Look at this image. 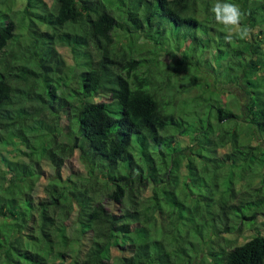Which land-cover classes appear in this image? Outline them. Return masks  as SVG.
Masks as SVG:
<instances>
[{"label":"trees","instance_id":"obj_1","mask_svg":"<svg viewBox=\"0 0 264 264\" xmlns=\"http://www.w3.org/2000/svg\"><path fill=\"white\" fill-rule=\"evenodd\" d=\"M40 1L0 0V264H264V0Z\"/></svg>","mask_w":264,"mask_h":264},{"label":"rangeland","instance_id":"obj_2","mask_svg":"<svg viewBox=\"0 0 264 264\" xmlns=\"http://www.w3.org/2000/svg\"><path fill=\"white\" fill-rule=\"evenodd\" d=\"M44 1H51V0H44ZM25 0H20V4L21 3H24ZM37 4L33 7V8H43V3H41L40 0H36ZM198 0H189V8H188V12H191V13H196L197 11V3ZM234 4V3H233ZM236 4V3H235ZM237 5V4H236ZM240 9V7H239ZM113 12H117V8L113 7ZM183 29H186V27L184 26ZM185 32V30H184ZM200 37V36H199ZM259 39L256 43H255V46L257 49L261 50L263 47H264V33L263 34H259L258 35ZM200 41L199 43L201 44H204L206 43V40L203 38V37H200L199 38ZM157 49V47H155ZM61 50V53L63 54L66 62L69 64V65H72L74 63L73 61V58H72V55H71V52L66 48V47H61L60 48ZM253 58V57H252ZM255 60H258L260 57H257V56H254ZM222 61V60H221ZM215 63V60L212 62V64L208 67H205L207 73H205V80L209 81V85L210 86H215V85H219L218 87L220 88V90H222V93L223 92H226V89L228 88H225V89H222L223 85H228V84H221V83H229L227 82V77H226V74L225 72H219V70L221 68H219ZM222 66H224L223 62H222ZM205 80H203L202 83L205 82ZM222 86V87H221ZM207 86L204 85V88H206ZM227 87V86H226ZM245 85L242 84L241 87L239 86H235V85H231V90L234 92V93H237L238 96H242L243 99H241L240 97V101L243 103V101H245V98L247 99L248 97V94L246 93V91L244 90L245 89ZM200 91V87L198 85H195L192 87V89H190V93L191 94H196ZM207 91V90H206ZM231 91V94H227L226 93V100H227V105L230 106L233 110H237V111H240L242 113V115H245V112H246V108L245 106H240V109H238V107H236V104H237V101L234 100L232 98V94L233 92ZM220 92V91H219ZM211 93H218L217 90H211ZM221 93V92H220ZM206 94V93H205ZM225 95V94H224ZM241 102H238V103H241ZM42 167H43V170H42V174L40 175L39 179L37 180L36 184H35V190H34V195L36 197V199L38 197H41L44 195V192H43V186L45 184V182L47 181L48 179V176L51 175V174H61L62 177H66V176H72V177H76L77 175H81L82 172H83V165L81 164V162L79 161V158H78V152L75 151L74 155L72 157H70L67 162L62 166L61 170L59 172L56 171L55 167L51 164H49L47 161L45 162H42ZM262 216H259L258 220H262ZM245 222L249 223L250 220H246ZM260 227L261 230H264V227L263 225L258 222V224H256L255 228L256 227ZM255 228H252V229H246L245 227H243V231L241 232L240 235L236 236L235 239H233L234 241L236 240L238 243L240 242H243L246 237H248L251 232H253L255 230ZM221 235H225V234H221ZM227 236V235H226ZM228 237V236H227ZM223 237H219L218 241H223ZM216 240V238H215ZM216 241H214L215 245H216ZM233 243V241H232Z\"/></svg>","mask_w":264,"mask_h":264},{"label":"clouds","instance_id":"obj_3","mask_svg":"<svg viewBox=\"0 0 264 264\" xmlns=\"http://www.w3.org/2000/svg\"><path fill=\"white\" fill-rule=\"evenodd\" d=\"M212 11L216 15V20L228 27L226 39L231 40L234 36L244 39L248 36V29L240 23L242 13L238 5L233 3L217 4Z\"/></svg>","mask_w":264,"mask_h":264}]
</instances>
